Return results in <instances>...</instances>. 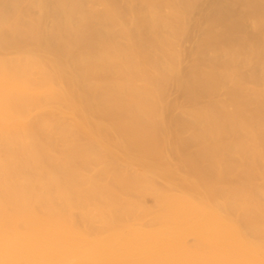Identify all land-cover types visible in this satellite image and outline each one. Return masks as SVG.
I'll return each mask as SVG.
<instances>
[{
    "label": "bare ground",
    "instance_id": "6f19581e",
    "mask_svg": "<svg viewBox=\"0 0 264 264\" xmlns=\"http://www.w3.org/2000/svg\"><path fill=\"white\" fill-rule=\"evenodd\" d=\"M0 264H264V0H0Z\"/></svg>",
    "mask_w": 264,
    "mask_h": 264
}]
</instances>
